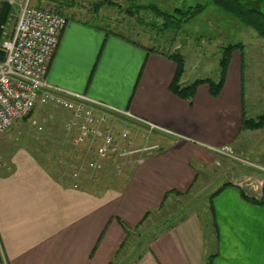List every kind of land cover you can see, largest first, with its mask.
Here are the masks:
<instances>
[{"label": "crops", "instance_id": "crops-1", "mask_svg": "<svg viewBox=\"0 0 264 264\" xmlns=\"http://www.w3.org/2000/svg\"><path fill=\"white\" fill-rule=\"evenodd\" d=\"M149 50L67 20L47 81L130 110L160 129L145 135L130 124L135 147H155L135 155L119 175L113 159L77 177L73 172L86 158L71 150L63 132L68 111L50 120L58 129L49 136L50 162L38 158L37 148H11L10 133L0 135V264H204L208 258L264 264V174L251 176L228 162L245 153L238 146L243 133L264 128H241L243 116L264 113L257 110H264V45L249 55L233 51L220 92L212 96L199 84L191 102L169 90L176 63ZM184 74L185 67L182 84ZM36 110L40 123L44 110ZM222 167L225 181L209 196L207 239L192 199L170 208ZM250 191L262 200L248 199ZM154 214L186 215L155 229Z\"/></svg>", "mask_w": 264, "mask_h": 264}, {"label": "rangeland", "instance_id": "rangeland-1", "mask_svg": "<svg viewBox=\"0 0 264 264\" xmlns=\"http://www.w3.org/2000/svg\"><path fill=\"white\" fill-rule=\"evenodd\" d=\"M1 1V0H0ZM34 4L53 8L59 11L62 15L71 17L68 22H84L86 18L92 17V7L99 0H32ZM114 3L118 2L125 6L124 0H111ZM4 2V1H3ZM137 3H154L162 10L171 12L176 7L196 6L197 4H206L204 9L183 23L178 31L162 30L160 26L150 29L148 26H139L134 18L127 17L124 12L120 11L117 14L118 7L115 5L104 4L101 6L100 16H108L109 21L104 20L100 31L106 36L121 37V39L132 43L134 41L151 47L156 50L171 53L174 51L182 54L184 58L185 74L183 76L184 83L188 84L195 79L201 78H217L219 73L218 60L221 53V47L227 43H243V53L249 55L250 52H256L262 49L264 38L259 36L252 28L241 24L232 15L222 11L218 6L210 2V0H136ZM6 3V2H5ZM10 7L9 15L1 30L0 41L5 35L11 34L18 15L16 7L7 4ZM146 20H152L150 14L143 15ZM89 21V20H88ZM160 22V21H158ZM91 23H93L91 21ZM94 24V23H93ZM106 29L108 31H106ZM120 35V36H117ZM44 114L40 117L39 124L43 125L41 131L36 129L33 121L39 117L41 113L33 111L31 115L23 118L12 128L0 135L10 133V147L19 146L27 147L28 149H36L38 158H42L43 162H50L54 149V142L49 138L58 129L56 125H49L56 115L64 112L62 108L52 105H43ZM258 111H264L262 108H257ZM256 111V110H255ZM41 112V111H40ZM51 116V117H50ZM58 118H60L58 116ZM262 128V127H261ZM247 132V131H246ZM53 143H51V142ZM244 147L245 153L238 151L234 153L236 159H230V165L236 168L246 169L248 175H256L264 171L260 168L264 166L262 159L264 158V128L253 133H243L238 139V146ZM43 147L47 154H39V148ZM52 147V148H51ZM46 160H45V159ZM226 166V165H225ZM222 168L216 172H211V177H205L207 183L202 187H193L190 191L192 195L180 199L177 204H174L170 209L179 207L180 203H186L192 199L194 207H198L200 219L202 222L203 232L206 238H209V233L212 230V220L208 211L209 196L220 183L225 181ZM234 175H229L228 178ZM209 179V180H208ZM253 179V178H252ZM251 180V179H250ZM248 199L251 197L257 199V203L262 200L258 192L250 191ZM196 205V206H195ZM184 211V209H182ZM154 214L149 222L152 226H159L170 223L182 215L186 214ZM211 223V225H210ZM158 231V230H156ZM155 231V232H156ZM137 234L140 238L144 237V233ZM155 234V233H154ZM153 234V235H154Z\"/></svg>", "mask_w": 264, "mask_h": 264}, {"label": "built area", "instance_id": "built-area-1", "mask_svg": "<svg viewBox=\"0 0 264 264\" xmlns=\"http://www.w3.org/2000/svg\"><path fill=\"white\" fill-rule=\"evenodd\" d=\"M18 10L14 28L0 41V134L5 133L38 106L52 105L69 112L63 132L74 153L83 155L85 164L73 172L101 169L115 159L113 173L133 163V157L155 147H135L130 124L145 135L160 129L130 110L67 90L47 81L49 63L67 19L55 9L39 6L32 0H1ZM3 27V26H2ZM51 117V116H50ZM36 129L43 126L33 121ZM141 163V157L135 158ZM92 174V173H91ZM94 179L93 175H90Z\"/></svg>", "mask_w": 264, "mask_h": 264}, {"label": "trees", "instance_id": "trees-1", "mask_svg": "<svg viewBox=\"0 0 264 264\" xmlns=\"http://www.w3.org/2000/svg\"><path fill=\"white\" fill-rule=\"evenodd\" d=\"M124 2V7L122 4L118 2L114 3L111 0H99L95 2L92 7V17L86 18L85 22L94 28L100 29L99 27L102 24H99L103 23L104 20L109 21L110 19L106 15H99L101 13V6L108 4L118 7L117 14H120L121 11L124 12L127 17L134 18L139 26H148L150 29L160 26L162 30H171L175 32L181 29L183 23L187 22L190 18L201 12L206 6V4H197L196 6H188L187 8L176 7L171 12H168L162 10L154 3H137L136 0H124ZM210 2L218 6L222 11L232 15L243 25L252 28L259 36L264 38V0H210ZM9 11L10 7L7 5V3L0 1V37L2 26L8 18ZM145 14L152 15L153 19L146 20L143 16ZM65 17L67 20L69 19V17ZM91 21L94 24L91 23ZM106 31L108 30L106 29ZM117 36L120 35L117 34ZM133 43L142 45L136 41ZM148 49H151L149 51L158 52L176 63V72L169 85V90L180 98L187 99L190 102L195 93L196 87L202 83L208 85L212 96H216L222 88L231 53L237 50L241 53V56L243 55L242 43H227L221 47V53L218 60L219 73L217 79L206 77L195 79L188 84H182L180 80L184 71V58L182 54L177 51L167 53L165 51L156 50L151 47H148ZM31 114L32 113L29 115ZM261 127H264V113L256 116L255 118H247L243 116L241 128L258 129ZM204 264H211V258H208Z\"/></svg>", "mask_w": 264, "mask_h": 264}]
</instances>
